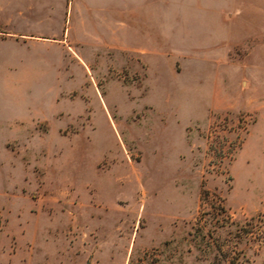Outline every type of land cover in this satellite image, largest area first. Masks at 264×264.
<instances>
[{"label":"rangeland","instance_id":"obj_1","mask_svg":"<svg viewBox=\"0 0 264 264\" xmlns=\"http://www.w3.org/2000/svg\"><path fill=\"white\" fill-rule=\"evenodd\" d=\"M0 264H264V0H0Z\"/></svg>","mask_w":264,"mask_h":264}]
</instances>
